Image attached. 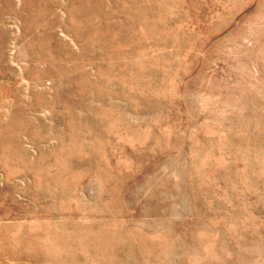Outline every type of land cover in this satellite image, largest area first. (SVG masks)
<instances>
[{
  "label": "rangeland",
  "instance_id": "1",
  "mask_svg": "<svg viewBox=\"0 0 264 264\" xmlns=\"http://www.w3.org/2000/svg\"><path fill=\"white\" fill-rule=\"evenodd\" d=\"M0 264H264V0H0Z\"/></svg>",
  "mask_w": 264,
  "mask_h": 264
}]
</instances>
